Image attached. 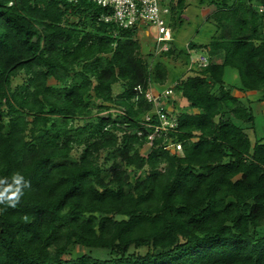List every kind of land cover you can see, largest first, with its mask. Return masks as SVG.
<instances>
[{"label": "trees", "instance_id": "16d2710c", "mask_svg": "<svg viewBox=\"0 0 264 264\" xmlns=\"http://www.w3.org/2000/svg\"><path fill=\"white\" fill-rule=\"evenodd\" d=\"M191 1L160 0L172 37ZM198 4L214 34L178 53L223 60L178 78L171 142L148 146L144 95L168 69L136 26L88 0H0V264H264V126L240 100L264 102V0Z\"/></svg>", "mask_w": 264, "mask_h": 264}, {"label": "rangeland", "instance_id": "374dc122", "mask_svg": "<svg viewBox=\"0 0 264 264\" xmlns=\"http://www.w3.org/2000/svg\"><path fill=\"white\" fill-rule=\"evenodd\" d=\"M205 7H206L205 5L198 4V0H193L190 2V5L185 9L186 17H188V19L184 21V24L181 28H178L177 30H175L174 35L172 37L173 40H169V41L176 42V45H177L176 48L173 49L172 54L169 56L160 57V51L162 49L163 50L166 49L167 47H169V45L168 43L163 45L162 43L156 42V40L154 39V36L156 35V29L154 26L144 24L141 28L137 29L138 31L136 33V37L138 38L140 45H141L140 46L141 55L143 57H146L148 53H152L153 60H162L163 62L166 63V66L168 69L167 81L163 85H156L157 89H160V90L165 89L171 84V81L174 78L179 77V75L183 73L185 74V76L194 74L195 72L199 71L203 63L204 64L206 63L205 61L203 63L196 62L191 65L190 62L189 63L185 62L184 53H181V52L178 53L179 52L178 50L186 48L185 44L187 42L189 41H192L194 43L203 42V41L208 40L210 36H212V34L214 33V26L211 22L200 21L199 19L201 15L200 10L202 8L205 9ZM210 8H212V6ZM208 53L209 52L206 51L205 49H196L191 52V56L197 59L199 56L207 57ZM223 78L227 86L235 87L240 84L239 75L235 68L225 67ZM22 80H23L22 77L15 78L12 82V86H16L17 84L21 83ZM112 88L114 90L113 92L117 93L119 92V90H122V85L120 83H114ZM233 91L235 93L234 89ZM261 95L262 93L259 91L253 92V94L251 95L247 94L246 92L240 97L244 105L249 106V107L252 106L251 109L255 115V122H256V125L259 127V129H261V127L264 126V102L259 101ZM171 97H174L177 99V102H176L177 105L175 104L173 105L170 103L169 109L170 111H173L174 114H176L177 111H179L186 104L185 103L183 105V103L186 101L184 99H181V97H179V95L174 90H173ZM249 100H253L252 105H250L251 101ZM181 103H182V106H180ZM102 115H105V114L102 113ZM172 116L174 117L173 114ZM259 129L258 131L260 133L261 130ZM245 131L247 132L248 136L253 142L254 141L253 130L251 128H246ZM72 157L77 158L78 151H73ZM74 253L77 254L76 250L74 251Z\"/></svg>", "mask_w": 264, "mask_h": 264}, {"label": "built area", "instance_id": "2783aa9c", "mask_svg": "<svg viewBox=\"0 0 264 264\" xmlns=\"http://www.w3.org/2000/svg\"><path fill=\"white\" fill-rule=\"evenodd\" d=\"M76 1V0H73ZM100 7L105 8L107 13L102 15L104 21H114L122 27L136 26L138 29L144 24L154 26L156 35L154 39L157 43L166 44L172 39V31L166 22L167 7L162 6L160 0H88ZM143 23V24H142ZM145 25V26H146ZM189 62L192 65L196 62L206 61L205 56L197 59L190 56ZM204 64V63H203ZM202 64V65H203ZM177 81L171 83L163 90L157 89L156 85L150 84L145 92V99L150 104L151 110L143 118L147 145L153 144L155 139L163 137L164 142H171L167 133L175 129L177 125L176 117L172 116L169 105L172 100L173 87ZM142 134L141 130L138 132ZM179 148V145H175Z\"/></svg>", "mask_w": 264, "mask_h": 264}, {"label": "crops", "instance_id": "0c3cea01", "mask_svg": "<svg viewBox=\"0 0 264 264\" xmlns=\"http://www.w3.org/2000/svg\"><path fill=\"white\" fill-rule=\"evenodd\" d=\"M211 6H206L205 7V9H201L200 10V17H199V19H200V21H206V17H207V15L211 12V10H212V8H210ZM210 8V9H209ZM185 12V10L183 11V13H182V17H183V19H184V21H186V19H188V17H186V12ZM183 24H184V22H183ZM183 24L179 27V28H181L182 26H183ZM214 34V33H213ZM211 37V36H210ZM210 39V38H209ZM208 39V40H209ZM208 40H206V41H203V42H199L198 44H204V43H207V41ZM189 42H187L186 44H185V47L187 48V44H188ZM173 45L176 47L177 45H176V42H173ZM201 49H205V48H201ZM206 51H208L209 53H208V56L206 57V61L205 62H208V61H213V62H215V63H220V62H222V60H223V52H221V51H214V50H209V49H205ZM185 58H186V55H185ZM187 69V68H186ZM182 76H185V74L183 73V74H181V75H179V77H177V78H174L172 81H171V83L172 82H174V81H177L178 80V78H180V77H182ZM154 87H156V86H154ZM253 92H258V91H247V94H249V95H251V94H253ZM245 94V93H244ZM241 97V96H240ZM172 99L173 100H171V101H173V102H171V104H175V105H177L176 104V102H177V99L176 98H174V97H172ZM240 100H241V98H240ZM257 100V99H256ZM249 101H251V103H250V105H252V103H253V100H249ZM180 103V102H179ZM183 105H184V103H183ZM180 106H182V103L180 104ZM184 107V106H183ZM251 108H252V106H251Z\"/></svg>", "mask_w": 264, "mask_h": 264}]
</instances>
